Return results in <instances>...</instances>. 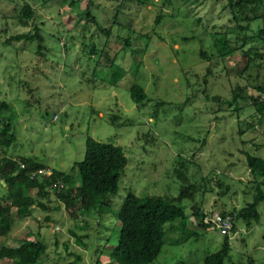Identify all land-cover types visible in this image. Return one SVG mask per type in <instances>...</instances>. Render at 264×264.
I'll list each match as a JSON object with an SVG mask.
<instances>
[{
	"label": "rangeland",
	"instance_id": "rangeland-1",
	"mask_svg": "<svg viewBox=\"0 0 264 264\" xmlns=\"http://www.w3.org/2000/svg\"><path fill=\"white\" fill-rule=\"evenodd\" d=\"M26 1L35 20L22 24L23 1L0 0V101L9 103L0 130L9 123L13 134L8 148L0 146V156L35 158L49 175L69 173L83 160L88 137L122 147L128 164L112 201L128 190L177 196L175 170L183 161L198 188L193 201L181 203L185 221L167 224L166 243L151 264H204L224 240L219 230L205 228V215L239 210L262 182L250 174L245 153L264 143V119L253 116L255 106L246 99L264 103V0H233V8L228 0H82L70 8V0ZM39 24L42 60L35 57V41L11 40L33 34ZM222 45L225 54L219 53ZM244 50L262 55L254 58L257 67H247ZM132 84L148 98L140 106L130 97ZM193 86L197 93L189 92ZM206 92L224 99L238 92L240 111L227 104L216 111L217 103H206ZM192 94L194 108L191 101L183 106ZM258 151L264 156V148ZM6 188L0 182V207L7 206ZM41 201L46 207L35 205L24 218L10 208L5 218L14 222L7 235L0 234V247L33 231L48 242V256L42 257L48 264L59 255L57 264H116L109 253L117 241L111 225L117 222L110 215L93 211L74 220L53 192ZM259 212L250 227L234 219L224 264H264V203Z\"/></svg>",
	"mask_w": 264,
	"mask_h": 264
},
{
	"label": "trees",
	"instance_id": "trees-1",
	"mask_svg": "<svg viewBox=\"0 0 264 264\" xmlns=\"http://www.w3.org/2000/svg\"><path fill=\"white\" fill-rule=\"evenodd\" d=\"M22 1L20 21L22 24H27L29 20L34 22L35 11L26 0ZM80 1L82 0H70L67 6L70 8L72 5L80 3ZM228 2L231 8L238 5L233 0H228ZM89 15L90 13L87 11L86 17L88 18ZM115 18L117 19V15H115ZM42 27L43 24H39L38 27L33 28V34L26 33L13 36L11 40L35 41L37 43L35 57L42 60L45 58V54L41 52L43 50ZM105 32L109 34V29ZM130 32L128 31L127 35L123 37L127 45L130 44L128 36ZM261 33L264 34V30ZM223 46L221 47L222 50L219 49L220 47L218 48L219 53L226 51ZM19 52L17 54L15 50V56H18ZM250 52H252V57L249 55ZM244 55L249 56L247 67L257 64L254 58H262V55L254 51L244 50ZM200 56L206 58L204 53H200ZM209 71L210 69H208ZM113 74L117 75L118 71H113ZM193 88L195 87L193 86ZM259 90H263V88H259ZM129 91L132 101L138 106L148 99L143 88L138 84H132ZM189 92L197 93L198 90L195 88ZM196 95L187 96L183 106H190L191 101L193 103L191 107L194 108ZM204 97L206 103L214 102L218 104L216 111H221L223 104L233 107L232 111L235 113L240 111L238 105L240 94L238 92L233 93V96L229 99L210 96L207 92ZM246 99L251 100L255 106L253 116L264 119V103H259L256 97H246ZM156 104L158 105V103ZM207 109H210V107ZM7 110H9V103L6 100H1L0 119L2 113ZM240 134H242L241 131ZM0 137V146L3 149L8 148L13 141L9 123L5 124L0 130ZM205 141L207 140L203 138L202 145L205 144ZM260 148H264V143L258 144L257 151L253 154L250 152L245 153L247 157L245 163L250 174L255 180H262L260 183L256 182V193L252 201H245V206L239 210L234 209L232 213L220 212L222 215L231 217L232 229L230 230L235 229L234 219L243 220L249 227L252 223L259 221V206L264 203V192L262 191V186H264V156L258 151ZM21 163L24 164L23 168L20 167ZM127 164L128 159L122 147L112 143L99 142L91 137L86 139L83 160L74 163L70 167L69 173L52 170L49 176H39L36 171L43 169L45 166L37 159L26 156H19L17 159L7 155L2 156L0 160V182L7 186L5 193L2 195L7 206L0 207V234L7 235L13 225L14 221L5 218V214H8L10 208L14 207L19 216L24 218V216L32 215L35 205L45 208L46 206L42 204L41 197H47L49 193L53 192L74 220H77L79 215H88L95 211L99 216L104 212L117 222V226L114 228L111 225V229H114L112 234L117 235V241L115 245H110L111 250L109 253L110 259L114 260L116 264H151L158 257L166 243L165 230L167 224H171L176 220L181 223L185 221V209L181 206V203L184 200L193 201L198 186L187 178L186 164L183 161H178V169L175 170L180 184L177 196L168 197L156 194L138 196L128 190L124 196L117 197V201H112L113 196L118 194L120 179ZM75 179L79 182V185H76ZM54 185L55 187H53ZM218 185L220 186L221 183H218ZM31 190L35 192L33 196L30 195ZM194 211V214L202 219V214L198 213L199 209L196 205H194ZM77 212H80V214H77ZM203 225L206 229L210 227L204 223ZM178 229L182 234H187V230L182 224L179 225ZM190 234L196 236L195 233ZM222 235L224 240L220 250L207 256L204 264H224L225 261H229L231 249L228 233ZM105 239L110 241V237ZM80 240L79 237L77 243L85 247ZM64 249L67 251L66 244ZM47 251L48 242L43 237L39 238L38 232L29 231L26 237L19 238L12 243H4L0 247V264L5 261H8L5 264H48L47 261L45 262L42 259L43 255L48 256ZM99 252L102 253L101 250L96 253ZM61 258L62 256L59 255V259ZM59 259H53L54 261L51 264H57ZM69 264H76V261L69 262Z\"/></svg>",
	"mask_w": 264,
	"mask_h": 264
},
{
	"label": "built area",
	"instance_id": "built-area-1",
	"mask_svg": "<svg viewBox=\"0 0 264 264\" xmlns=\"http://www.w3.org/2000/svg\"><path fill=\"white\" fill-rule=\"evenodd\" d=\"M0 160H1V156H0ZM20 167L23 168L24 164L21 163ZM36 173L38 175L40 173L46 175V173L42 169L37 170ZM0 174H1V169H0ZM60 186L62 185L60 184ZM53 187H55V185ZM203 223L219 230L221 234H227L228 231H230V229L232 228L231 217L222 215L218 211H212L209 214L207 213V215H205V217L203 218Z\"/></svg>",
	"mask_w": 264,
	"mask_h": 264
},
{
	"label": "clouds",
	"instance_id": "clouds-1",
	"mask_svg": "<svg viewBox=\"0 0 264 264\" xmlns=\"http://www.w3.org/2000/svg\"><path fill=\"white\" fill-rule=\"evenodd\" d=\"M1 158H2V156H1ZM43 170V169H42ZM45 173H46V175L45 176H49V175H51V173L49 174V175H47V171H45V170H43Z\"/></svg>",
	"mask_w": 264,
	"mask_h": 264
}]
</instances>
